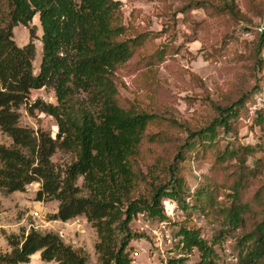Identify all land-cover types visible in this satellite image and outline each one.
<instances>
[{"label": "trees", "instance_id": "trees-1", "mask_svg": "<svg viewBox=\"0 0 264 264\" xmlns=\"http://www.w3.org/2000/svg\"><path fill=\"white\" fill-rule=\"evenodd\" d=\"M122 7L121 0H0V108L10 115L0 118V128L12 139L10 146L0 144V191L6 195L26 192L37 183V202L59 203L50 221L66 223L84 217L97 235V264H133L131 243L146 236L135 232L131 224L140 215L165 220L164 201L185 211L217 216L232 230H244L246 253L240 262L264 264V186L243 202L250 175L239 172L224 188L230 191L229 207L218 201L219 185L198 190L189 206L182 176L188 158L205 157L215 150L211 148L219 127L230 133L240 111L250 113L254 102H248L264 94V84L259 80L254 96L226 107L214 105L216 117L199 130L136 102L123 103L119 72L143 48L149 33L139 34L125 25ZM37 15L43 29V53L35 74L37 36L30 26ZM19 25L30 32L24 47L14 40V28ZM259 39L260 51L264 30ZM41 89L51 90L56 104L41 99L30 104L31 92ZM23 106L32 116L39 112L54 118L56 136L41 128H14ZM164 123L187 137L174 140L153 130ZM58 153L67 157L64 164L53 162ZM236 154L227 148L217 160L223 164L222 159H233ZM251 177L256 178L255 174ZM250 219L253 228L246 231ZM177 235L178 247L186 255L167 264H186L193 250L200 254L198 264H217L214 247L198 230L181 227ZM6 240L11 252L0 253V264H30L36 254L46 263L88 264L82 248L65 245L53 233L31 229L23 236L6 235Z\"/></svg>", "mask_w": 264, "mask_h": 264}, {"label": "rangeland", "instance_id": "rangeland-1", "mask_svg": "<svg viewBox=\"0 0 264 264\" xmlns=\"http://www.w3.org/2000/svg\"><path fill=\"white\" fill-rule=\"evenodd\" d=\"M121 2L125 25L133 26L139 34L149 33L143 48L119 72V92L123 103L136 102L163 118L199 130L216 117L214 105L226 107L244 96H254L259 80L264 84V49L259 51V37L264 30V0ZM197 4L201 7H196ZM30 28L37 36L34 39L36 56L33 65L34 73L38 74L43 53V29L38 15ZM14 40L19 47L26 46L30 41L29 29L23 25L15 27ZM37 99L56 104L51 90L32 91L30 104ZM252 100L254 103L250 104ZM248 105L251 106L250 113L241 110L231 122L230 133L218 128L212 153L205 157L193 155L183 163L182 176L187 189L184 198L189 206L194 203L193 197L198 190L219 185L222 192L218 201L229 207L230 191L224 188L234 182L239 172L250 175L249 185L242 195L243 202H249L263 188L264 94L252 97ZM27 108L23 106L20 109L21 118L14 128L35 131L41 128L55 137L58 132L56 120L39 112L32 116ZM7 116L9 113L0 108V118ZM153 130H161L174 140L187 137L184 132L165 123ZM0 144H12V139L1 128ZM227 148L237 154L233 159H222V164L217 155ZM52 160L64 164L67 157L58 153ZM78 184L81 186L82 180ZM39 189L40 184L34 183L27 187L26 192L6 195L0 191V253L11 252L6 235L23 236L24 232L27 235L34 229L42 234L53 233L72 248H82L88 255V264H97L95 230L84 217L66 223L50 221V216L57 213L59 203L37 202ZM164 204L165 220L140 215L132 222L131 228L146 236L131 243L133 264H167L173 258L184 257L186 254L178 247L180 238L177 234L181 227L200 232V236L214 247L217 264H242L240 258L246 253L242 242L244 230L224 226L217 216L194 209L185 211L169 201H164ZM36 212L39 213L38 218L33 216ZM247 226L246 231L253 228L251 219ZM199 262L197 250L187 255L186 264ZM30 264L55 263H46L36 254Z\"/></svg>", "mask_w": 264, "mask_h": 264}, {"label": "built area", "instance_id": "built-area-1", "mask_svg": "<svg viewBox=\"0 0 264 264\" xmlns=\"http://www.w3.org/2000/svg\"><path fill=\"white\" fill-rule=\"evenodd\" d=\"M33 216H34L35 218H38V217H39V213L36 212V213L33 214ZM61 237H62V235H61Z\"/></svg>", "mask_w": 264, "mask_h": 264}]
</instances>
